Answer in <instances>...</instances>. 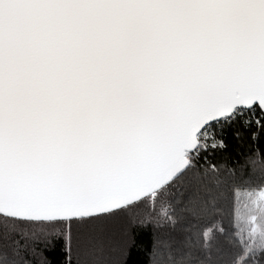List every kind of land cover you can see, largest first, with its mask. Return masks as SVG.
I'll use <instances>...</instances> for the list:
<instances>
[{
    "label": "water",
    "instance_id": "obj_1",
    "mask_svg": "<svg viewBox=\"0 0 264 264\" xmlns=\"http://www.w3.org/2000/svg\"><path fill=\"white\" fill-rule=\"evenodd\" d=\"M264 114V0H0V216L93 218Z\"/></svg>",
    "mask_w": 264,
    "mask_h": 264
},
{
    "label": "trees",
    "instance_id": "obj_2",
    "mask_svg": "<svg viewBox=\"0 0 264 264\" xmlns=\"http://www.w3.org/2000/svg\"><path fill=\"white\" fill-rule=\"evenodd\" d=\"M198 141L180 177L126 208L73 221L0 216V264H264V242L237 222L241 194L264 192V114L237 110ZM112 220L130 222L121 250L80 241L77 230Z\"/></svg>",
    "mask_w": 264,
    "mask_h": 264
},
{
    "label": "rangeland",
    "instance_id": "obj_3",
    "mask_svg": "<svg viewBox=\"0 0 264 264\" xmlns=\"http://www.w3.org/2000/svg\"><path fill=\"white\" fill-rule=\"evenodd\" d=\"M240 198V206L237 213V222L241 224V232L252 242H264V192L243 193ZM124 228L119 225V222L110 221L104 222L97 226L81 229L77 232L80 235V241L87 243L89 246L90 240L94 237L105 240L110 247L121 250L124 248L122 241L125 229L130 225V222L123 221ZM120 223V224H122ZM120 228L121 230H118ZM77 235V236H78ZM77 242V240H76ZM108 245V246H109ZM120 253V252H119Z\"/></svg>",
    "mask_w": 264,
    "mask_h": 264
},
{
    "label": "built area",
    "instance_id": "obj_4",
    "mask_svg": "<svg viewBox=\"0 0 264 264\" xmlns=\"http://www.w3.org/2000/svg\"><path fill=\"white\" fill-rule=\"evenodd\" d=\"M196 151H197V149H196L193 153H191V154H196ZM189 155H190V154H189ZM189 155H188V156H189Z\"/></svg>",
    "mask_w": 264,
    "mask_h": 264
}]
</instances>
